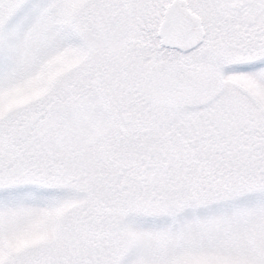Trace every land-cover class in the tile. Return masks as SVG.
I'll list each match as a JSON object with an SVG mask.
<instances>
[{"label": "snow or ice", "instance_id": "6c2138e0", "mask_svg": "<svg viewBox=\"0 0 264 264\" xmlns=\"http://www.w3.org/2000/svg\"><path fill=\"white\" fill-rule=\"evenodd\" d=\"M0 264H264V0H0Z\"/></svg>", "mask_w": 264, "mask_h": 264}]
</instances>
